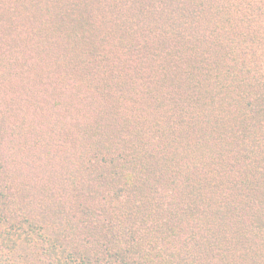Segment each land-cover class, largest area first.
I'll use <instances>...</instances> for the list:
<instances>
[{"label": "trees", "instance_id": "16d2710c", "mask_svg": "<svg viewBox=\"0 0 264 264\" xmlns=\"http://www.w3.org/2000/svg\"><path fill=\"white\" fill-rule=\"evenodd\" d=\"M0 264H264V0H0Z\"/></svg>", "mask_w": 264, "mask_h": 264}]
</instances>
